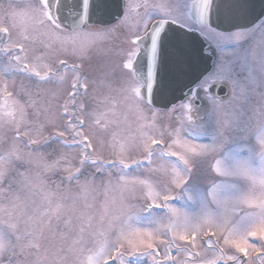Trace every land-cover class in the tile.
Listing matches in <instances>:
<instances>
[{
    "label": "snow or ice",
    "instance_id": "6c2138e0",
    "mask_svg": "<svg viewBox=\"0 0 264 264\" xmlns=\"http://www.w3.org/2000/svg\"><path fill=\"white\" fill-rule=\"evenodd\" d=\"M213 4L214 0H188L183 7L177 3L174 6H153L157 9L155 14L145 11L127 40L130 46L120 67L122 72L126 70L125 74H131L138 85L126 96L125 102L135 107L144 120L154 121L153 94L159 78L167 27L177 24L186 31L196 30L202 36H213L220 60L216 71L202 82L201 88L213 106L214 115L224 111L233 116L231 121L226 119L223 122L218 133L223 142L215 143L216 137L211 145L193 142L190 131L194 123L191 116L193 105L189 100L181 105V109L189 113L187 124L181 121L179 128L162 129L159 135L155 134V123L146 124L148 131L141 132L139 140L121 145L119 151L113 146L115 158L103 155L107 129L90 126V121L95 118L94 112L83 99L88 95L87 81H81L80 71L90 48L78 45L85 39L90 45L104 43L112 35L111 29L92 30L89 26L93 0H27L24 5L10 4L0 14V93L5 96L4 116L10 117L0 118V197L7 200L6 205H0V214L7 218L0 226V264H85L79 258L86 243L83 238L85 228L82 223L75 225L71 219L80 197H54L42 178L45 174H59L60 184L71 186L75 182L85 198L93 192L96 177L103 180L107 174L104 193L107 204V193L114 187L112 178L115 177V187L123 193L130 183H145L129 176L131 170L141 168L162 175L171 168L173 178L143 206V212L152 216L153 210H166L172 221L161 228L158 226L161 222L152 219L148 224L157 227L149 230L133 228L127 222L133 218L131 215L127 221L110 218L107 221L110 238L106 237L96 249H89L93 254L88 256L87 264H219L221 260L225 264H253L252 253H257V259L264 264V51L259 58L255 51L249 54L245 50L241 54L242 44L255 31L264 32V23L252 29L217 32L211 23ZM148 8L147 4L126 3L124 19L120 23L126 24L130 13L136 12L139 16L141 9ZM62 11L70 21L69 27L60 21ZM23 17H29L37 32L47 38L38 51L29 47L28 35L17 30V19ZM152 21L155 23L149 29L148 24ZM55 42L60 46L56 47ZM142 55L146 59L144 76L138 75L136 69ZM225 55L243 61L250 56L251 65L241 63L237 72L225 62ZM69 57L78 58L81 63L73 60L70 64ZM8 71L23 75L31 87L22 85L20 91H15L13 81L10 89L8 80L3 78ZM68 72L74 77L68 93L71 108L68 101L62 102L59 91ZM220 85H227L230 89V99L225 102L211 93L214 86ZM81 88H84L83 92ZM250 94L259 96L258 106H248ZM245 109L251 112L246 138L254 142L256 162L249 159L229 164L226 159L216 158L213 154L223 152L234 122ZM100 123L99 119L95 120L96 125ZM53 144L77 149L78 164H71L70 157L62 154L50 159L51 154L46 149ZM135 153L142 155L143 159L133 158ZM209 156L214 160L210 163V170L216 176L247 182V187L238 195L228 197L223 195L225 185L213 182L208 191V211L193 222L187 213L171 207L170 202L178 198L176 190L184 189L188 183L187 174L192 171L193 164L208 160ZM179 165H183V169ZM33 167L42 169L35 180L26 175ZM85 168L94 169V172L85 176ZM13 174L22 178L21 188L16 193L11 191ZM82 176L85 177L83 182ZM5 183L9 184L7 189ZM54 200L55 207L52 206ZM229 200L260 209L259 215L242 211L236 220L217 218L213 210ZM141 218L138 213L136 219ZM76 219L79 221L81 217ZM221 239L233 251L226 253L218 243ZM253 241H259V247ZM199 247L218 252V257L199 259ZM177 255H183L185 259L178 260ZM13 257H16L15 261Z\"/></svg>",
    "mask_w": 264,
    "mask_h": 264
},
{
    "label": "rangeland",
    "instance_id": "374dc122",
    "mask_svg": "<svg viewBox=\"0 0 264 264\" xmlns=\"http://www.w3.org/2000/svg\"><path fill=\"white\" fill-rule=\"evenodd\" d=\"M27 3V0H18V3H14L12 0H3L0 1V6L3 8V11L11 5H24ZM22 10V9H19ZM17 30L23 34L29 35L36 31L35 25L32 23L29 17H23L17 19ZM264 35V34H263ZM212 41L214 37L208 36ZM32 37L29 39V46H33ZM88 41H85V43ZM57 42H55L56 44ZM248 42H245V45ZM262 44L264 45V38L262 39ZM40 46V44H38ZM104 45V43L102 44ZM59 43H57L56 47H59ZM234 47V46H231ZM231 50V49H230ZM245 50L249 53L250 48L245 46ZM105 51L103 48L100 50V59L104 60ZM250 54V53H249ZM75 60L77 64H80V60L75 57H69V63L71 64ZM224 60L227 64H230L237 72L240 71V65L242 61L237 57L225 55ZM236 61L233 64V61ZM84 66L82 64L80 77L81 81L85 78L83 75ZM65 81L60 85L59 91L62 96V102L68 101V93L71 89V84L74 80L73 74L68 72L66 74ZM242 76V74H241ZM8 80L10 89L13 87L12 82H15L14 88L15 91H20L21 86L31 87V83L29 80H25L23 77L16 75L8 76L7 74L3 77ZM243 83V80L240 81V84ZM240 84L237 85V95L239 96V87ZM121 93H109L105 94L103 97L107 98V101L102 103L99 102V99H92V93L88 94L83 99L88 103L89 110L94 112V119L90 121V126L93 128L100 127L105 128L107 131L105 132L104 139L106 142V148L104 151V156L108 158H115L114 149L119 151L121 145L127 146L133 140H139L141 132H146L148 129L145 127L146 124L155 123V134L159 135L160 130L166 129L171 131L173 128H179L180 122L183 121L187 124L188 113L187 110H182L181 108L173 111H159L153 109L155 112V118L144 120L140 112L133 107L131 104L125 102L126 96L129 95L128 91ZM114 97V98H113ZM113 99V101L109 99ZM249 98H252L250 95ZM80 98L78 97V100ZM5 96L0 93V118L10 117L4 116V104ZM69 108H71V101H68ZM114 104V106H112ZM257 104L255 101H249L248 106L254 107ZM95 106V109H94ZM107 106V107H104ZM11 109V105H10ZM145 114H147V109H145ZM251 115L250 110L245 109L244 113L241 114L242 118L245 121H248V117ZM100 120V125L95 124V120ZM216 115L213 113L208 117V121L206 123H202L204 128H208L209 126L218 125L216 124ZM192 128V125H191ZM187 130V128L185 129ZM193 134V142L195 143H203L209 144L207 139L205 138L206 130L203 132H199L200 129L191 130ZM198 133V135H197ZM183 135V134H182ZM211 142L209 145L213 144ZM215 143L219 144L222 141L215 140ZM252 149V150H250ZM46 151L50 153V159H55L57 155H67L70 157L71 164H78V156L79 152L77 149H65L60 145L53 144L51 147L47 148ZM216 158L226 159V162L231 164L236 160H249L251 159L254 163L256 162V151L254 148V142H250L248 139L244 138L242 146H237L234 144H228V146H224L223 152L220 154L219 151L213 154ZM133 158L135 159H143V156L139 153L133 154ZM210 163H214L212 156H209L208 160H198L193 164L192 171L187 174L188 183L185 185L184 189H177L175 194L177 195V199L170 202V206L176 209H179L182 213H187L188 216L195 222L198 218H200L205 211H208L206 205L208 204V191L213 182L222 183L225 185L223 190V195L228 197H234L238 195L241 191H244L247 187V182H242L234 178H220L216 176V174L210 170ZM155 167V164L153 165ZM181 169H183V165H179ZM42 169H37L33 167L31 172L26 175L35 180L38 172H41ZM94 172V169L85 168L84 173L85 176H89L90 173ZM130 178H135L136 180L145 181V183L140 184H129L127 189L121 193V191L115 187L116 180L115 177L112 178L113 188L107 193V204L105 203V185H107V174H105L103 180L98 176L95 179L94 190L92 193L88 194L87 197H83V195L79 192L77 185L75 182L69 186L68 184H60L59 174L52 176L45 174L42 178L46 181L49 189L53 191L54 197H80L76 205V212L72 214L71 219L75 225L83 224L85 231L83 234V238L86 243L84 245V251L80 254V259L87 264V258L89 255L93 253L89 251V249H96L99 246L100 242H103L106 237L110 238V233L107 231V221L110 218L119 217L122 220L127 221L128 215H131L133 218L130 221H127L133 228H141V229H153L157 227V225H149L148 221L152 219H156L161 223L158 225L161 228H165L171 221L172 217L166 210L156 209L153 210L152 216H148L143 212V206L149 202L154 196H157L162 189L167 185L168 180L172 179V171L171 168L168 169L166 173L163 175L160 172L149 171L147 168H141L139 170H131L129 173ZM85 177H81V182H83ZM22 178L12 175L10 178L11 183V191L12 193L19 192L21 188L20 180ZM59 185V188L56 187ZM9 187L8 183H5V188ZM150 193L152 195H150ZM122 197H123V205H122ZM191 197V199H189ZM223 199V196L221 197ZM35 199L39 200V197H35ZM7 200L3 197H0V205H6ZM182 204V206H180ZM53 207H55V200L53 202ZM46 209H42L44 211ZM214 214L219 219L228 218L231 220H236L238 215L244 211L250 213L254 216H258L260 209L258 208H248L245 205H237L233 203L231 200L227 204H221L220 207L213 210ZM140 214L142 217L140 220L136 219L137 214ZM77 216H80L81 219L78 221L76 219ZM7 219L0 214V226H2V222ZM91 224V227H89ZM77 234H79L77 228ZM182 243V242H181ZM221 248H224L226 253H230L233 249L226 247L223 244V240L221 239L219 242ZM259 247V241H253ZM197 250L201 252V260H211L218 257V252H214L213 250H209L207 247H199ZM173 254L176 255L175 250H173ZM16 257H13V261H15ZM22 259V258H21ZM178 260H183L185 257L183 255H177ZM253 264H261V261L257 259V253H252L250 256ZM219 264H225L223 260L219 262ZM231 264V262H228Z\"/></svg>",
    "mask_w": 264,
    "mask_h": 264
},
{
    "label": "water",
    "instance_id": "95a60500",
    "mask_svg": "<svg viewBox=\"0 0 264 264\" xmlns=\"http://www.w3.org/2000/svg\"><path fill=\"white\" fill-rule=\"evenodd\" d=\"M123 10L124 0H93L89 25L114 24ZM263 18L264 0H214L211 23L215 30L229 33L250 29ZM60 21L65 27L70 26L63 11ZM216 59V49L199 33H189L179 27L167 28L153 107L167 110L186 103L195 87L214 71ZM136 69L138 75L146 74L144 55L137 61ZM211 93L223 101L230 98L227 85L214 86Z\"/></svg>",
    "mask_w": 264,
    "mask_h": 264
},
{
    "label": "flooded vegetation",
    "instance_id": "af4514ba",
    "mask_svg": "<svg viewBox=\"0 0 264 264\" xmlns=\"http://www.w3.org/2000/svg\"><path fill=\"white\" fill-rule=\"evenodd\" d=\"M13 1L14 3H18V0H13ZM128 2L137 5L147 4L149 5V8L146 10L141 9L139 16L136 14V12L130 13L126 24L120 23L124 19V17L122 16L120 21L112 26H108V27L91 26L92 30H96L100 28L112 30V35L104 42V45H102L103 43L90 45L89 42L85 43V41H88L87 39L82 40L78 45L81 47L90 48L87 59L83 61V66H84L83 70L85 71L81 73L84 74L83 75L85 77L84 79L87 80V91L89 90L92 93L97 94L99 96H101L102 92H110L113 94H116L117 92L118 93L122 92V94H125L124 92L128 91L129 92L128 94H130L131 90L134 87L138 86L136 81L131 77V74H125L126 70L125 72L121 71L120 65L124 59V53L126 49L130 46L127 43V40L131 36L132 32L136 30V26L140 22V17L144 16L145 11L155 14L157 9L153 6H169V5L174 6L177 3H179L180 6L183 7L188 2V0H125V3ZM2 13H3V8L0 6V14ZM124 13H125V9H124ZM153 23H155V21H152L151 23L148 24L149 29L151 28ZM262 23H264V18L257 25ZM263 34L264 32H261L259 30L255 31L247 40L248 43L245 45L246 42L245 41L242 44L241 47L243 49L241 54L243 55L246 46L251 49L250 52L255 51L257 54V58H259L260 53L264 51V45L262 44V39L264 38ZM28 37L29 39L31 37L33 38L32 39L33 46H29V47L36 51H38L42 47V41H45L47 39L46 37L41 35V33L37 32V30L34 33L31 32V34H29ZM38 44H40V46ZM56 45L57 44H55V46ZM229 47L231 48V46ZM101 48H103L105 51L104 60L100 59ZM29 55H31V53H29ZM219 60H220V53L218 51V63ZM240 61H242V63L246 65H251L250 56L247 61H243L241 59ZM0 62H2V58H0ZM98 80H105L107 81V83L103 84L98 82ZM81 90L84 91V88H81ZM200 90H201L200 92L199 91L196 92L195 90L194 94L189 99L192 101V105H193V110L191 112V116L194 121V123L192 124L193 125L192 130L200 129L199 132H203V130H206L205 136L207 137V142L209 144L211 142H214L213 140L214 137H216L217 141L220 140L223 142L222 138L218 135V133L221 130V126L223 122L226 119L231 121L233 119V116L231 114L226 115L224 111H221L219 115H216L217 118L216 124L218 125L204 128L202 126V123H206L208 121V117L211 116V114L213 113V106L205 96L202 89ZM250 95L252 96V98H249V101L257 102V104L254 107L258 106L259 96L255 94H250ZM105 98L106 97H104V99ZM109 100L113 101V99L111 98ZM112 106H114V104H112ZM247 126H248V121H245L242 118V116H239L238 119L233 124L232 131L229 133V141L226 144V146H228V144L242 146L243 140L247 136V132H246Z\"/></svg>",
    "mask_w": 264,
    "mask_h": 264
}]
</instances>
